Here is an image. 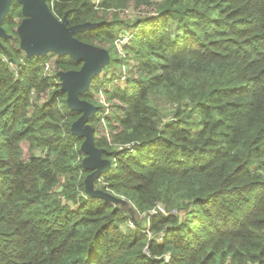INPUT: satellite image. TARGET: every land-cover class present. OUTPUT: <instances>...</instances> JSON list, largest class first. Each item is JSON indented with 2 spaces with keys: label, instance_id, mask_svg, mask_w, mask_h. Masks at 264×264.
<instances>
[{
  "label": "trees",
  "instance_id": "trees-1",
  "mask_svg": "<svg viewBox=\"0 0 264 264\" xmlns=\"http://www.w3.org/2000/svg\"><path fill=\"white\" fill-rule=\"evenodd\" d=\"M47 3L69 26L99 24L78 40L122 49L128 74L97 75L81 98L97 106L100 91L117 110L99 118L111 168L95 186L128 204L86 191L71 130L82 113L58 77L83 62L12 45L24 20L13 0L0 38V264H264V0ZM131 6L151 12L122 18ZM158 206L166 215H151Z\"/></svg>",
  "mask_w": 264,
  "mask_h": 264
},
{
  "label": "water",
  "instance_id": "water-1",
  "mask_svg": "<svg viewBox=\"0 0 264 264\" xmlns=\"http://www.w3.org/2000/svg\"><path fill=\"white\" fill-rule=\"evenodd\" d=\"M22 5L24 20L18 27L21 50L28 58L45 57L49 53L69 56L83 62L78 71H60L62 90L67 93V104L73 111L82 113L72 125V134L83 139L82 151L86 155L83 166L91 174L86 179V191L112 203L123 202L109 192L95 188V182L111 168V161L103 158V152L96 146L95 128L92 119L98 107L81 96L86 93L92 80L111 63L110 52L96 45L78 40L75 35L80 32L98 28L99 24L86 23L69 26L68 18L58 20L49 8L47 0H15ZM13 0H0V38H8L2 24L11 9ZM1 45V41H0Z\"/></svg>",
  "mask_w": 264,
  "mask_h": 264
},
{
  "label": "rangeland",
  "instance_id": "rangeland-1",
  "mask_svg": "<svg viewBox=\"0 0 264 264\" xmlns=\"http://www.w3.org/2000/svg\"><path fill=\"white\" fill-rule=\"evenodd\" d=\"M143 10H145L143 12ZM143 10H137L135 9L133 6L129 7L128 10L126 11H123V12H120V15L122 18H135V17H138V16H143L147 11L150 13L151 10H146V9H143ZM142 14V15H141ZM18 24L21 25L22 21H20L19 19L16 20ZM19 25V26H20ZM15 30L18 32V27L15 28ZM12 41H11V44L14 45V46H17L20 44L21 46V39H20V36L18 35V37H11ZM126 39V42H128L130 40V33H128V35H125V34H121V37L120 39L117 41V47L121 48L123 45H122V42H120L121 40H125ZM108 51L110 52V55H111V59L113 60V65L107 69L105 68L106 70L101 72L99 75L102 77H104L106 80V82H108L111 78H120L121 76H124L126 74H128V70L129 68H123V63H122V60L121 58L123 57L121 54L122 53V49L120 51V53H118V51L116 50V48H114L113 46H110L108 48ZM23 54L26 55V53L23 51ZM50 55V62H53L55 59L58 58V55H56L55 53H49ZM27 56V55H26ZM134 66V65H133ZM13 67H16V66H13ZM108 67V66H106ZM135 67V66H134ZM112 69V70H110ZM104 70V69H103ZM105 82V83H106ZM119 84H121L122 81L119 82L118 81H115ZM96 101H98L99 105H97L98 107V112L96 114V116L94 117V119L96 118V121L95 122H92L91 125L96 128V131H95V137H100V136H103V135H107L108 132H109V122L106 120H99L100 116L103 115L104 111H106L107 113H112L113 112H116L117 110L116 109H111V106L109 103V101L107 100V98L105 97V95L103 93H100V91H97L96 92ZM113 105V104H112ZM162 109L164 110V115H165V119L166 118H170L171 115H170V111L172 110L171 106L169 107H165V106H162ZM111 118V116L109 117ZM84 141V140H83ZM83 141H82V144H83ZM28 145H24V156L26 159L29 158V153H28ZM96 188V186H95ZM110 193V192H109ZM110 194H113V193H110ZM114 195V194H113ZM115 196V195H114ZM123 200V204L126 205L128 204V202L122 198Z\"/></svg>",
  "mask_w": 264,
  "mask_h": 264
},
{
  "label": "built area",
  "instance_id": "built-area-1",
  "mask_svg": "<svg viewBox=\"0 0 264 264\" xmlns=\"http://www.w3.org/2000/svg\"><path fill=\"white\" fill-rule=\"evenodd\" d=\"M120 42H122V45H124L126 43V39L125 40H121ZM50 70H51V66H50V64H48L47 67H46V71L49 72ZM100 93H102V92H100ZM160 212L165 214V215L167 213L166 210L162 206H158L157 209H155V210H153L151 212V215L154 216V215H157ZM129 225L131 226V228H135V224H133L132 222H130Z\"/></svg>",
  "mask_w": 264,
  "mask_h": 264
}]
</instances>
